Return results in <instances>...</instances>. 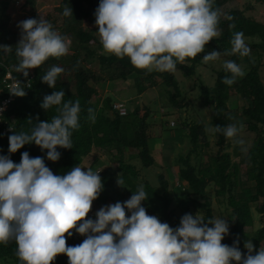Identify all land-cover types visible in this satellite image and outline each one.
<instances>
[{
  "label": "trees",
  "instance_id": "trees-1",
  "mask_svg": "<svg viewBox=\"0 0 264 264\" xmlns=\"http://www.w3.org/2000/svg\"><path fill=\"white\" fill-rule=\"evenodd\" d=\"M12 1L0 0V45L12 47L9 51L0 50V103L10 96L8 84L11 81L24 82L21 74L15 71L19 62L15 49L18 42L12 36L20 38V29L18 24L9 28L11 18L7 8ZM38 1L22 0L30 9ZM56 1L59 4L54 11L61 22L57 25L54 19L47 21L52 24L53 30L66 41L69 40L72 45L71 53L59 58H49L40 68L30 70L27 78L29 81L23 85L27 95L11 96L8 109L1 117L4 125L0 128V155H9L8 136L12 134L11 131L3 134V130L10 127L15 132L28 131L33 126L28 120L37 122V117L39 121H50L57 115L55 108L45 112L40 105L46 95L62 90L65 92V102L70 100L75 103L78 100L80 103L79 128L73 131L72 149H57L61 153L59 161L53 163L45 160V163L57 175L66 174L76 165L93 171V166L99 159L93 153L102 151L107 154L108 165L99 173L104 188L93 202L91 211L96 213L103 206L118 201L125 202L143 185L148 199L142 206L147 209L148 215L158 216L161 222L176 228L186 213L197 214L205 220L211 219L213 202L218 218L229 220V235L222 240V244L231 246L238 238L242 253H246L243 247L246 240H252L255 250L264 249V21L247 15L256 6H264V0H247L241 10H229L225 16L230 15L233 19L220 17L218 27L222 34L205 46L204 53L198 54L195 59L177 62L175 72L163 73L137 69L127 57L118 58L103 52L101 40L96 36L98 29L95 24V10L100 0ZM230 2L231 0H214L213 9L221 12ZM66 4L72 8V17L62 15ZM28 18L38 19L39 15L33 10L22 21ZM230 24L235 27L229 28ZM236 32L244 34L245 43L251 49L250 56L224 57L240 66L243 64L245 75L237 77L232 85H227L222 81L226 76L230 77L231 73L226 72L223 66L218 70L210 66L209 71L214 80L205 84L197 72L199 66L208 67L202 60L204 54L230 50L231 40ZM93 64L97 65L96 69L90 67ZM53 65L60 66L65 71L57 77L56 87L49 88L42 82V77ZM176 72L181 75L180 81L176 79ZM7 73H10L11 80L5 79ZM157 78L161 79L160 85L155 81ZM131 79L134 82L135 97L139 98L151 86L158 84L161 91L157 98L163 95L167 98L166 114H179L177 127L167 125L171 142L168 148H163L159 153L162 163L159 159L156 161L151 154L149 134L152 126L158 122L155 116L162 115L159 109L153 110L148 104L127 108L123 102H116V98L110 96L114 93L104 94L101 101L93 102L98 96L99 86ZM189 79L197 81L190 89L197 91V96L192 100L188 99V92L183 91L182 85L184 80ZM234 97L239 98L244 105L238 107L230 104L235 101ZM157 98L154 100L157 101ZM194 101L210 112L207 123L200 120L197 114V121H188L182 117L184 109L194 114L191 107ZM116 103L125 107L124 116L113 110ZM89 108L94 110V123L89 119ZM232 124L239 129L234 138L211 131L213 126L220 125L224 128ZM241 130L252 137L248 146L239 135ZM210 139L214 140L213 143ZM230 140L235 144L233 153L227 151L231 145ZM176 142L186 144V149L169 163L168 154L173 153ZM25 151L31 157H46V151L41 152L37 146L30 144L11 154L10 158L19 163L21 153ZM232 158H236V161ZM151 167H158L160 170L155 175V183H151L143 172ZM172 170H175L176 185L165 174ZM121 179L123 183L118 184L117 181ZM253 214L259 216L261 227L248 231L253 227ZM95 218L94 216L93 220ZM84 238L73 233L66 244L78 245ZM16 252L17 245L14 241L7 246L0 244V264H22ZM51 264L69 262L67 256L61 254Z\"/></svg>",
  "mask_w": 264,
  "mask_h": 264
},
{
  "label": "clouds",
  "instance_id": "clouds-1",
  "mask_svg": "<svg viewBox=\"0 0 264 264\" xmlns=\"http://www.w3.org/2000/svg\"><path fill=\"white\" fill-rule=\"evenodd\" d=\"M213 3L214 0H100L95 24L107 53L127 57L135 68L147 72H175L177 62L195 59L213 38L222 34L218 27L221 12L213 9ZM62 15L73 16L69 4ZM225 18L233 19L230 15ZM17 27L20 39L15 49L19 62L15 71L24 82L15 81L9 95L24 97L27 92L23 85L29 81L30 70L40 68L49 58L65 56L69 45L43 17L25 19ZM231 45L223 53L204 54L202 60L216 61L221 55L250 56L251 49L242 32L234 34ZM11 48L0 45L3 51ZM223 68L231 73L222 81L227 85L245 75L233 60H225ZM64 71L53 65L42 82L55 88L57 77ZM64 97L62 90L46 95L41 109L46 112L55 108L57 115L50 121L29 119L33 126L28 131L9 129V155H0V244L7 246L14 241L22 264H51L61 254L67 256L69 264H264V249L255 250L252 240L244 242L246 253L240 250L238 238L231 246L222 244L229 235L227 219L205 220L186 213L179 226L173 228L158 216L148 215L142 206L148 199L143 185L127 201L103 206L95 213V220L86 219L104 188L100 172L76 165L66 174L57 175L45 163L59 161L61 153L57 149H72L71 137L79 128L80 103L65 102ZM3 110L0 107V112ZM88 112L94 123V110L89 108ZM211 131L234 138L239 129L235 124L224 128L217 125ZM30 144L46 151V157H31L25 151L19 163L10 158ZM73 233L85 238L78 245L68 246L66 240Z\"/></svg>",
  "mask_w": 264,
  "mask_h": 264
},
{
  "label": "rangeland",
  "instance_id": "rangeland-1",
  "mask_svg": "<svg viewBox=\"0 0 264 264\" xmlns=\"http://www.w3.org/2000/svg\"><path fill=\"white\" fill-rule=\"evenodd\" d=\"M247 0H231V2L225 6L224 8L221 9V17H224L225 14L232 9H239L241 10L244 7V4L246 3ZM59 2L56 0H39L36 4V6L34 8H29L28 6H25L24 3L22 2V0H13L10 5L7 8V13L11 18V23H10V27H13L15 25H17L20 21H22V19L26 16H28L33 10H35L37 12V14L39 15V17H43L44 19H54L57 22V25L60 24L61 20L59 18V16L56 14V12L54 11V9L58 6ZM247 15H252L256 20L258 21H264V6H256L255 10L248 12ZM96 36L100 39L99 33L96 34ZM12 39L16 40L17 42L19 41L20 38H18L17 36L13 35ZM101 40V39H100ZM69 45V51L68 54L71 53V49H72V45L70 44L69 40L66 41ZM103 52L105 54H109L107 53L105 50H103ZM225 61V57L221 55L220 59L216 60V61H209V62H204L205 64L208 65V67H204V66H199L197 68V72L199 73L201 80L205 83V84H209L211 82H213L214 77L211 74V71H209V69L211 68L210 66H212L215 70L220 69L223 66V62ZM93 69L97 68L96 64H93L90 66ZM242 69H244V65H241ZM176 79L177 80H181V75L176 72L175 73ZM160 78L155 79V81H157V83L160 85ZM262 81L264 83V72L262 73ZM154 85L151 86V88L147 89L146 92H144L139 98L135 97V88H134V82L131 80L126 81V82H116V83H112V84H103L101 86H99V93L98 96L96 98L93 99V102H98L101 101L104 97V94L107 95L108 93H114V94H110V96L112 98H116V102H123L125 104V106L127 108L130 107H135V106H142L143 104H148V106L151 107V109L153 110H157L159 109V113H161V109H163L165 111V113L162 112V115L158 114L155 116V120L158 122H155V124L152 126L151 128V132L149 133L151 135V140H150V147H151V154L154 156V158L156 159V161H158L159 159V153L163 148H168L169 146V142H171L168 137V129L169 127L167 126L169 121L174 122V127H177V117L179 114H166L167 111V98L166 96H162L161 98H157L159 91H161L160 86L159 85ZM197 84V81H195L194 79H189V80H184L183 81V91H187V95H188V99L192 100L194 99L197 94L195 91H191V87ZM114 85V86H112ZM157 98V101H155L154 99ZM153 99V100H152ZM235 101L230 102V104H234L238 107H242L244 105V103L239 99V98H233ZM232 101V100H231ZM137 103V104H136ZM197 104V105H195ZM191 107H193L194 109V114H191V112H188L187 110H183L182 114H183V118H186L188 121H197V117L196 114L198 115L200 120H205V122L207 123L209 121V116H210V112L201 107L199 105V103H197L196 101L193 102V104L191 105ZM191 107H189V109H191ZM166 122V123H165ZM240 137H242V139L245 141L246 146H248L252 140V137L248 134L245 133L241 130V132L239 133ZM213 139H210V142L213 143ZM173 142V141H172ZM229 143L231 144L229 149H227L228 152L233 153L234 150V141L230 140ZM174 149L173 153L168 154V162L171 163L174 159V157L179 154L181 151H185L186 149V144H183L181 142H176L174 143ZM214 149V148H213ZM96 157H98V161L97 163L93 166V171L94 172H101L102 169H105L106 166L108 165V163L106 162V156L107 154L105 152H99V151H95L93 153ZM233 161H236V158H232ZM159 161H161L162 163V158L160 156ZM156 167V166H155ZM155 167H151L148 170H144V174L146 175L147 179L151 182V183H155V175L157 173L160 172V170ZM175 170H172L168 173L165 172L167 178L169 179V181L176 185V175H174ZM197 203H202L199 201H196ZM212 209H213V217L218 218L217 216V212H216V207L214 206V203L212 202ZM100 208V207H99ZM98 208V209H99ZM95 213L93 211H90V213L88 214L87 218L93 219ZM177 215H180V213H177ZM253 227L252 229L249 228L248 231H251L253 229H257L259 227H261V223L258 221L259 220V216L253 214ZM264 226V223L263 225Z\"/></svg>",
  "mask_w": 264,
  "mask_h": 264
},
{
  "label": "built area",
  "instance_id": "built-area-1",
  "mask_svg": "<svg viewBox=\"0 0 264 264\" xmlns=\"http://www.w3.org/2000/svg\"><path fill=\"white\" fill-rule=\"evenodd\" d=\"M5 79H7V80H11V75H10V73H7V74H6ZM13 84H14V82H12V81L8 84V90H9V91H10L11 86H12ZM10 102H11V96H9L6 100H4V101H2V102L0 103V107H3V109H4L2 112H0V128H1V125H4V124H3V121L1 120V117H2L3 113H4L5 111H7V109H8V105H9ZM113 110L117 111V113H118L120 116H124V115L126 114V109H125V107H124L122 104H118V103L114 104V105H113ZM161 112H163V110H161ZM5 124H6V123H5ZM168 126H169V127H173V126H174V122L169 121ZM9 129H11V128L8 127V128H6V129H4V130H3V134L9 132Z\"/></svg>",
  "mask_w": 264,
  "mask_h": 264
}]
</instances>
